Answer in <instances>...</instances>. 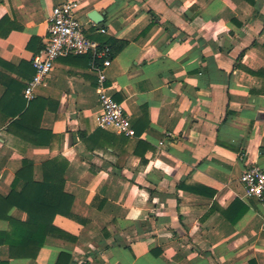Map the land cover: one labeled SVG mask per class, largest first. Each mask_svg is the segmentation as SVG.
<instances>
[{
    "label": "crops",
    "instance_id": "obj_1",
    "mask_svg": "<svg viewBox=\"0 0 264 264\" xmlns=\"http://www.w3.org/2000/svg\"><path fill=\"white\" fill-rule=\"evenodd\" d=\"M65 1L0 0V195L28 159L39 182L53 162L74 197L35 259L0 244V264H264V204L240 182L264 169V78L249 72L264 71V0H77L91 39L125 43L107 85L135 137L98 126L89 55L55 62L34 134L9 131Z\"/></svg>",
    "mask_w": 264,
    "mask_h": 264
},
{
    "label": "trees",
    "instance_id": "obj_2",
    "mask_svg": "<svg viewBox=\"0 0 264 264\" xmlns=\"http://www.w3.org/2000/svg\"><path fill=\"white\" fill-rule=\"evenodd\" d=\"M124 45L121 42L115 50L113 48L114 53L119 52ZM249 72L264 78V71ZM45 109L39 98L30 103L24 98L20 108L11 117L9 131L23 128L34 134ZM32 142L41 144L36 139H32ZM43 172V181H35L34 166L24 159L11 193L6 197L0 195V220L7 221L10 227L8 231L0 233V244L9 246L12 259H35L48 236L57 231L55 218L71 214L74 197L65 191L63 172L50 161L43 164ZM15 208L25 212L28 219L19 221L13 218L11 211Z\"/></svg>",
    "mask_w": 264,
    "mask_h": 264
},
{
    "label": "built area",
    "instance_id": "obj_3",
    "mask_svg": "<svg viewBox=\"0 0 264 264\" xmlns=\"http://www.w3.org/2000/svg\"><path fill=\"white\" fill-rule=\"evenodd\" d=\"M80 11L81 3L77 0H66L52 10L48 36L42 51L32 60L35 74L26 84L24 97L29 103L36 98L37 89L45 85L58 59L72 55H89L90 68L97 75V88L102 108L98 126L102 129H112L127 137H135L136 131L123 105L109 93L106 69L112 61V48L100 44L87 35L85 24L78 16ZM240 182L245 188L247 197L257 199L264 204V169L261 166L254 165L248 168L241 175Z\"/></svg>",
    "mask_w": 264,
    "mask_h": 264
},
{
    "label": "water",
    "instance_id": "obj_4",
    "mask_svg": "<svg viewBox=\"0 0 264 264\" xmlns=\"http://www.w3.org/2000/svg\"><path fill=\"white\" fill-rule=\"evenodd\" d=\"M88 16L93 22L99 25L104 21V14H101L97 11H91Z\"/></svg>",
    "mask_w": 264,
    "mask_h": 264
},
{
    "label": "rangeland",
    "instance_id": "obj_5",
    "mask_svg": "<svg viewBox=\"0 0 264 264\" xmlns=\"http://www.w3.org/2000/svg\"><path fill=\"white\" fill-rule=\"evenodd\" d=\"M80 15V12L78 13V16ZM80 17V16H79ZM80 20H81V18H80Z\"/></svg>",
    "mask_w": 264,
    "mask_h": 264
}]
</instances>
